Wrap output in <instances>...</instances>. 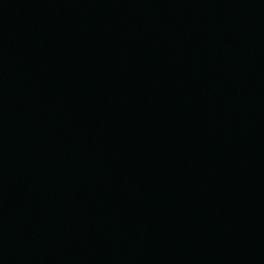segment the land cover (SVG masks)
<instances>
[{
	"label": "water",
	"instance_id": "water-1",
	"mask_svg": "<svg viewBox=\"0 0 264 264\" xmlns=\"http://www.w3.org/2000/svg\"><path fill=\"white\" fill-rule=\"evenodd\" d=\"M0 264H264V0H0Z\"/></svg>",
	"mask_w": 264,
	"mask_h": 264
}]
</instances>
